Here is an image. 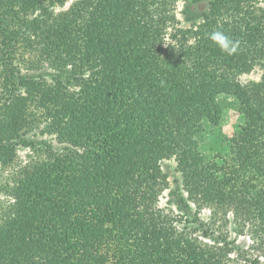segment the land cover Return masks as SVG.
I'll list each match as a JSON object with an SVG mask.
<instances>
[{
  "label": "trees",
  "instance_id": "trees-1",
  "mask_svg": "<svg viewBox=\"0 0 264 264\" xmlns=\"http://www.w3.org/2000/svg\"><path fill=\"white\" fill-rule=\"evenodd\" d=\"M67 2L0 0V171L39 155L0 176V264H264L261 0H185L186 24L179 0ZM229 108L241 122L208 157Z\"/></svg>",
  "mask_w": 264,
  "mask_h": 264
},
{
  "label": "rangeland",
  "instance_id": "rangeland-1",
  "mask_svg": "<svg viewBox=\"0 0 264 264\" xmlns=\"http://www.w3.org/2000/svg\"><path fill=\"white\" fill-rule=\"evenodd\" d=\"M73 0H68L66 6L68 7ZM184 2L185 0H179L178 2V16L182 20L184 24H186L185 17L181 13V10L184 7ZM261 4L264 6V0H261ZM207 7V2H204L200 5V9H205ZM262 73L261 68H256L255 71H253L251 74L244 75L243 79L245 81L249 79H259ZM241 115L238 113L237 109L235 108H229L228 110L225 111L222 122L220 123L219 126H216L212 128L208 134V138L204 144L203 152L208 156L212 157L215 155L218 151L222 150V140L226 136H231L237 129V126L241 122ZM32 137L35 138L39 143L42 141L50 142L53 143V145L56 148L62 149V145L59 144L55 137L52 134H49L47 132H42V127L37 128L32 134ZM45 143V142H44ZM39 159V155L36 152L31 151L29 148H24L21 147L19 152H18V158L16 159V164H12V166L7 167L5 171L1 169L0 171V176L2 178L7 177L8 174H11L13 170L20 166L24 165L30 161L37 160ZM15 166V167H14ZM163 167L165 171L169 175L170 182L172 184V187H175L177 184L181 183V174L179 171H177L176 168V161L174 159H169L163 161ZM1 179V178H0ZM3 180V179H1ZM5 180V179H4ZM1 184V182H0ZM5 193L3 191V188H0V199H5ZM171 199L168 190L165 191L163 196L161 197V204L163 206H167L166 204L167 201ZM178 211V210H176ZM202 216L206 218L209 215L208 210H203L201 212ZM235 225L234 223L229 224V234L231 239L236 240L237 244L240 248L247 249L251 243V240L249 238L248 234L245 235H238L235 230Z\"/></svg>",
  "mask_w": 264,
  "mask_h": 264
},
{
  "label": "clouds",
  "instance_id": "clouds-1",
  "mask_svg": "<svg viewBox=\"0 0 264 264\" xmlns=\"http://www.w3.org/2000/svg\"><path fill=\"white\" fill-rule=\"evenodd\" d=\"M209 39L217 46L219 49L228 55H232L237 52L239 48V41L233 40L229 35H227L222 30H214L209 34Z\"/></svg>",
  "mask_w": 264,
  "mask_h": 264
}]
</instances>
